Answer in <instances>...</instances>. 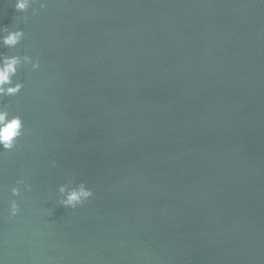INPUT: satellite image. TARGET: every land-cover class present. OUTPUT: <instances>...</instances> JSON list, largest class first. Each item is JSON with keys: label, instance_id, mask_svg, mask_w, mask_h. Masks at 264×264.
Masks as SVG:
<instances>
[{"label": "water", "instance_id": "water-1", "mask_svg": "<svg viewBox=\"0 0 264 264\" xmlns=\"http://www.w3.org/2000/svg\"><path fill=\"white\" fill-rule=\"evenodd\" d=\"M15 3L0 52L41 67L3 98L25 130L0 149V264H264V0Z\"/></svg>", "mask_w": 264, "mask_h": 264}, {"label": "clouds", "instance_id": "clouds-1", "mask_svg": "<svg viewBox=\"0 0 264 264\" xmlns=\"http://www.w3.org/2000/svg\"><path fill=\"white\" fill-rule=\"evenodd\" d=\"M33 0H16L15 7L18 11H27L32 5ZM46 2H41L40 7H46ZM25 37L23 30H10L7 27L0 29V45L15 49ZM31 65L33 70L41 67L39 57L25 54L8 55L0 52V149L4 151L14 150L17 146L18 139L24 135V121L20 115H14L10 111V106L4 103V97H14L21 93L24 84L15 79L22 66ZM55 166V161H52ZM17 186L11 189L12 195L20 196L21 187L31 190V185L22 178L16 182ZM60 204L65 207L77 208L84 204L91 197L93 191L81 182L78 185L69 188L67 185H61L58 189ZM20 204L17 200L12 199L10 202V212L12 217L20 213Z\"/></svg>", "mask_w": 264, "mask_h": 264}]
</instances>
